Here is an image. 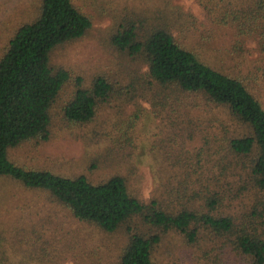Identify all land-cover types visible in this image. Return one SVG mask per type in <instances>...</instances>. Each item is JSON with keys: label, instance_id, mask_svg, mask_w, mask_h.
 I'll list each match as a JSON object with an SVG mask.
<instances>
[{"label": "trees", "instance_id": "obj_1", "mask_svg": "<svg viewBox=\"0 0 264 264\" xmlns=\"http://www.w3.org/2000/svg\"><path fill=\"white\" fill-rule=\"evenodd\" d=\"M201 1L209 24L194 39L188 37L189 42L180 18L164 8L166 0L135 19L126 18L111 43L139 57L146 71L135 70L126 85L97 76L85 88L76 78L75 91L62 110L69 126L88 125L126 87L124 102L137 107L135 99L148 97L155 115L170 110L185 121L194 108L216 109L242 129L231 132L220 122L219 137L203 138L209 156L216 161L219 155L218 170L203 181L191 163L199 164V151L187 157L180 145V151L167 152L170 167L181 170L177 185L148 202L133 195L118 174L94 184L85 175H55L8 159L10 150L26 142L49 141L53 105L72 81L65 69L51 65V53L86 37L93 22L89 14L74 0H39L34 17L15 28L0 56V178L45 193L79 226L116 237L110 264H156L154 253L169 234L194 249L201 250L204 242L216 247L203 250L205 258L229 249L245 264H264V107L241 79L199 52L212 48L216 58H225L228 50L221 37L231 33L234 51H242L244 41L252 39L264 58V0ZM189 26L192 30L193 24ZM97 257L94 250L85 264H105Z\"/></svg>", "mask_w": 264, "mask_h": 264}, {"label": "rangeland", "instance_id": "obj_2", "mask_svg": "<svg viewBox=\"0 0 264 264\" xmlns=\"http://www.w3.org/2000/svg\"><path fill=\"white\" fill-rule=\"evenodd\" d=\"M74 2L93 22L85 38L51 53V65L65 69L72 76L53 105L51 137L44 143L29 141L10 150L9 161L55 175H85L94 184L118 174L126 179L130 192L143 202L162 196L168 188L177 185L176 175L181 170L170 167L168 153L174 149L180 151L176 149L180 145L187 157L201 153L199 164L191 161L196 175L202 176L201 181L210 171L218 170L219 155L216 161L209 156L203 138L219 137L220 122L231 132L239 133L242 129L216 109L207 112L194 108L185 121L170 110L155 115L148 97L135 99L137 107L124 102L125 87L121 97L101 106L95 120L88 125L73 127L65 122L62 110L75 91L74 79H82L85 88L97 76L111 77L126 85L135 70L146 71L139 57L118 51L111 38L126 18L135 19L162 5L161 0ZM167 2L164 8L180 18L186 42L188 37L194 39V34L206 30L209 24L206 3L201 0ZM38 4L39 0H0V56L12 32L34 17ZM189 15L191 19H187ZM187 24H193V31ZM173 31L174 36L180 33L177 28ZM222 41L228 50L225 58H216L212 48L199 49L200 54L210 64L217 60L225 72L241 79L264 107V58L257 51L256 41L245 40L242 51L232 49L231 33L222 35ZM210 121L214 123L210 125ZM115 242H118L116 237L79 226L51 203L45 193L27 190L16 181L0 178V262L5 258L3 264H85L94 250L98 251L97 259L110 264L109 257L116 254ZM201 248L188 247L178 236L169 234L154 253V261L156 264H245L229 249L214 251L205 258L202 251L216 247L204 242Z\"/></svg>", "mask_w": 264, "mask_h": 264}]
</instances>
